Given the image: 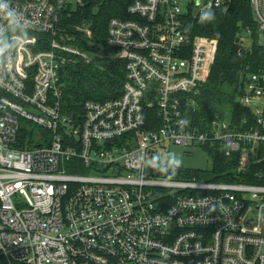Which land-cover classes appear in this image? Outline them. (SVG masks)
<instances>
[{"label": "built area", "instance_id": "1", "mask_svg": "<svg viewBox=\"0 0 264 264\" xmlns=\"http://www.w3.org/2000/svg\"><path fill=\"white\" fill-rule=\"evenodd\" d=\"M91 1L0 0L16 12H0V257L264 264V62L246 66L232 109L217 110L206 126L195 119L218 40L192 38L185 26L208 11L227 13L232 0L131 2V18H112L107 30L117 51L110 59L126 63L122 95L87 101L75 115L63 105L62 72L102 57L71 44L91 37L70 21ZM250 5L257 35L241 28L239 54L264 48V0ZM149 110L159 124H149ZM168 144L219 147L258 182L168 177L158 170V162L171 168Z\"/></svg>", "mask_w": 264, "mask_h": 264}, {"label": "trees", "instance_id": "2", "mask_svg": "<svg viewBox=\"0 0 264 264\" xmlns=\"http://www.w3.org/2000/svg\"><path fill=\"white\" fill-rule=\"evenodd\" d=\"M134 0H95L90 5L78 11L70 21L85 26L90 31V39L78 45L84 50L98 49L102 57L95 58L90 63L76 60L67 65L62 72L65 83L63 105L65 109L75 115L83 114V106L87 101L105 102L117 99L122 95L126 80V63L124 60H112L110 56L117 51L107 46V30L112 18H131L127 14V6ZM214 19L188 18L185 28L192 38L203 36L218 40V50L209 81L202 87L198 97L199 110L195 115L198 123L207 125L213 113L217 110L234 105V93L238 89L247 65L253 70L258 63L264 62V48L254 45L253 50L243 51L239 31L249 28L256 32L250 0H232L231 8L227 13L212 12ZM74 34V32H72ZM254 33V37H255ZM230 90V91H227ZM193 116V114H190ZM154 110L147 112V121L158 123ZM151 128L149 129H152ZM42 131V130H41ZM44 133H47L44 131ZM49 135V134H47ZM205 153L212 159L211 170H191L179 167L173 174L170 167L158 162L160 170L170 169L165 173L168 177L207 180L213 183H257L254 177L238 173V158H227L219 149L205 148ZM160 173H164L161 172ZM255 171L252 173V175ZM0 264H9L5 257H0ZM20 264V263H14Z\"/></svg>", "mask_w": 264, "mask_h": 264}, {"label": "rangeland", "instance_id": "3", "mask_svg": "<svg viewBox=\"0 0 264 264\" xmlns=\"http://www.w3.org/2000/svg\"><path fill=\"white\" fill-rule=\"evenodd\" d=\"M251 33L252 35H254V33L255 35H257L256 32H254L253 30H251ZM243 39L245 49H251L253 42L250 38V35L248 33H244ZM23 127H25L27 131H30L33 128L28 124L23 125ZM166 148V150H169L170 153L165 154V156H170L172 158L171 153H175L182 160L181 167L183 168L191 170H211L212 168V159L209 158V156L205 153L204 149L200 146L190 145L188 147H185L168 144Z\"/></svg>", "mask_w": 264, "mask_h": 264}, {"label": "clouds", "instance_id": "4", "mask_svg": "<svg viewBox=\"0 0 264 264\" xmlns=\"http://www.w3.org/2000/svg\"><path fill=\"white\" fill-rule=\"evenodd\" d=\"M0 12L4 13L5 15H7L8 17L15 19L16 16V12L13 9H10L8 4L6 3H0ZM205 16H210L211 18L214 19V14L211 11H208L205 13ZM172 156V160H171V171L174 174L175 170L178 169L181 164H182V160L175 154V153H171ZM155 158V157H154ZM168 168H165L163 170H160L161 172L164 173H168L169 170Z\"/></svg>", "mask_w": 264, "mask_h": 264}]
</instances>
